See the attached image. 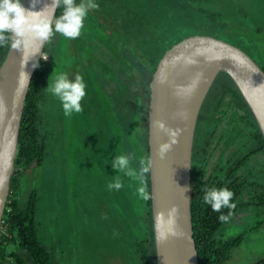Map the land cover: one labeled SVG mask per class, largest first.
Returning a JSON list of instances; mask_svg holds the SVG:
<instances>
[{
  "label": "rangeland",
  "instance_id": "obj_1",
  "mask_svg": "<svg viewBox=\"0 0 264 264\" xmlns=\"http://www.w3.org/2000/svg\"><path fill=\"white\" fill-rule=\"evenodd\" d=\"M95 2L99 8L89 10L81 35L68 39L57 33V48L53 52L52 42L46 51L47 60L53 58L47 83L54 68L70 80L79 74L86 84V96L81 101L83 111L66 117L60 101L45 91L41 129L48 134L49 153L41 166L24 172L19 199L25 203L30 191L37 188L40 239L53 246L58 263L140 264L135 240L141 225L139 216L146 207L133 180L112 167L115 156L122 154L137 167L135 137H145L131 67H145L147 57L154 58L161 49L158 45L173 37H219L228 32L206 26L205 12L216 9L225 13L224 18L244 25L243 33L255 35L242 49H253L254 58L263 64L264 0ZM240 10L247 16L242 18ZM257 30L263 36L256 35ZM218 100L201 106L194 133L190 181L194 175L201 186L208 178L224 176L228 166L255 145V128L244 109L229 95ZM237 174L264 187V152L254 154ZM116 175L123 187L109 190L107 186ZM255 195L254 189L245 187L237 200L243 206L217 231L219 238L244 234L227 264H251L264 257V222L254 228L264 219V211L253 204Z\"/></svg>",
  "mask_w": 264,
  "mask_h": 264
},
{
  "label": "water",
  "instance_id": "obj_2",
  "mask_svg": "<svg viewBox=\"0 0 264 264\" xmlns=\"http://www.w3.org/2000/svg\"><path fill=\"white\" fill-rule=\"evenodd\" d=\"M21 2L26 9L31 6L30 0ZM51 3L52 0H40L36 10ZM46 12L55 17L56 9L48 8ZM45 44L37 41L26 52L8 47L0 63V224L24 101ZM22 58L28 60L24 65L28 78L20 75ZM220 72L231 77L264 137V70L235 44L206 34L186 36L163 52L152 72L147 144L156 264H199L190 212L192 148L201 106ZM157 120L180 130L178 142L163 159L158 148L169 137L155 126ZM173 207L176 211L170 217Z\"/></svg>",
  "mask_w": 264,
  "mask_h": 264
},
{
  "label": "trees",
  "instance_id": "obj_3",
  "mask_svg": "<svg viewBox=\"0 0 264 264\" xmlns=\"http://www.w3.org/2000/svg\"><path fill=\"white\" fill-rule=\"evenodd\" d=\"M77 3H79V0H77ZM60 12L61 9L57 8L55 16H58ZM239 12H241L242 18L247 16V13H242L241 10ZM223 14L225 13H222L218 9L214 10V12L206 11L204 14L207 27H212L215 30L217 29L219 32L223 29L228 30V32H221L222 36L217 38L235 44L241 49L244 44L255 39L254 34H249V32L248 34L247 32L243 33V30L246 28L244 25H241L239 22H233L227 16L224 18ZM260 32L261 30H257L255 34L258 35ZM260 35L263 36L262 33ZM182 38H184V36H176L171 38L166 44L158 45L161 46V49L158 48L154 58L149 59V57L146 56L148 61L144 63L149 67L146 69L147 72L144 70L146 65L145 67L142 65L138 67L133 66L134 68L131 67L132 70L130 71L133 74V87L140 101L137 110L139 116L143 117V120H145V137H135L134 150L137 152L139 160L143 158L148 161L147 108L150 92L149 81L152 72L163 52ZM55 41L54 35L50 41L46 42L40 60L30 80L24 101L18 132L14 168L10 178L9 192L0 224V264H60L54 259L52 251L53 246H46L40 239V223L36 217L38 206L37 188L35 187L30 191L25 203H21L19 199L24 172L31 166H41L49 153L47 149L48 134L41 129L43 120L41 107L45 97L44 88L47 86V74L50 67H52L51 65H53V58L47 60L46 51L53 42L54 52V47L57 48L58 46L54 43ZM61 43L62 42L58 44L60 45ZM251 45L253 46L255 44ZM7 48V46L0 47V63L5 56ZM244 51L256 61L253 49H245ZM140 53L144 54L143 51ZM258 64L264 70V63ZM219 86L222 87L220 88ZM224 95H229L235 105L244 109L246 115L249 116L250 119L248 118V120L255 128L252 134L255 145L243 154V156L235 159L226 169L224 176L219 178H208L204 186H201L198 179L192 175L193 178L190 181V212L193 238L197 249L199 264H227L231 257L232 250L242 242L244 237L243 233L223 238L216 237L217 231L224 223L218 220L220 213L212 211L210 205L204 203L202 196L205 186L216 187L218 189L227 187L230 189L234 193L232 202L236 204L235 209L232 210L234 213L238 208L243 206L240 203L238 204L237 200L244 188L249 187L254 189L256 195L253 204L263 208L264 211V187L261 185L262 183H259V181H249L244 176L237 174L240 168L247 164L254 154L264 152V137L247 102L227 73L220 72L217 75L203 101L202 107L207 105L211 99L217 98L221 100ZM145 112L146 114L144 115ZM243 118L244 115L241 119ZM198 125L199 123L197 126ZM138 127L142 128L140 124ZM129 179L128 177V180ZM133 182V184L138 187L137 181L133 180ZM147 184L150 193L149 173L147 174ZM245 205H247V203ZM144 206L146 210L139 216L141 225L137 228L138 231L136 232L135 253L140 260V264H156L151 200L144 201ZM221 211L227 214L229 210L223 208ZM263 222L264 219L260 221L258 225L254 226V228L258 229ZM10 245H14V247ZM251 264H264V257Z\"/></svg>",
  "mask_w": 264,
  "mask_h": 264
},
{
  "label": "clouds",
  "instance_id": "obj_4",
  "mask_svg": "<svg viewBox=\"0 0 264 264\" xmlns=\"http://www.w3.org/2000/svg\"><path fill=\"white\" fill-rule=\"evenodd\" d=\"M40 0H30L31 6L25 8L21 0H0V47H10L20 52H26L34 43L50 41L55 34H60L64 38L75 39L81 35L85 26V20L89 10L98 9L99 5L95 0H52L51 4H46L41 10H36V5ZM61 9L58 16L53 17L46 12V9ZM28 60L22 58L21 76L28 74L24 71V65ZM35 66V65H34ZM45 91L54 95L61 103L64 115L71 117L74 113L83 111L81 101L86 96V84L81 75L77 74L70 80L66 73H56L55 68L48 78ZM155 126L165 132L169 140L161 143L158 148V155L163 159L171 150L173 144L178 142L179 129H172L166 126L163 121L157 120ZM112 167L123 173L125 176L137 181V193L143 201L152 199L148 191L147 174L151 170L150 161L141 158L137 167H132L131 159L128 155H117L112 161ZM109 190H120L123 187L122 180L116 175L114 182L108 184ZM234 193L227 187L203 188L202 199L204 203L210 205L212 211L220 213L218 220L222 223L229 222L234 212L236 204L232 202ZM227 208L229 211L224 214L221 210ZM176 209L169 210V216H173ZM163 217V214H160ZM161 235V239H164Z\"/></svg>",
  "mask_w": 264,
  "mask_h": 264
}]
</instances>
